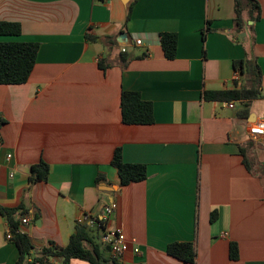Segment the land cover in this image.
Instances as JSON below:
<instances>
[{
	"label": "crops",
	"instance_id": "obj_1",
	"mask_svg": "<svg viewBox=\"0 0 264 264\" xmlns=\"http://www.w3.org/2000/svg\"><path fill=\"white\" fill-rule=\"evenodd\" d=\"M256 2L250 19L242 0L237 30L234 0H0V22L20 26L0 42L39 46L26 83L0 85V207L13 211L34 254L64 247L85 215L100 218L114 203L107 226L130 243L117 264H187L167 255L171 243H192L194 264H264V142L248 136L264 117V0ZM161 33L176 36L173 59ZM240 60L261 74L246 118L240 102L204 96L247 86L233 66ZM122 91L151 104L152 124L121 122ZM116 148L124 163L145 166L143 181L120 185ZM40 162L47 177L32 181ZM7 232L0 213V264L18 256ZM91 239L111 258L98 233Z\"/></svg>",
	"mask_w": 264,
	"mask_h": 264
},
{
	"label": "trees",
	"instance_id": "obj_2",
	"mask_svg": "<svg viewBox=\"0 0 264 264\" xmlns=\"http://www.w3.org/2000/svg\"><path fill=\"white\" fill-rule=\"evenodd\" d=\"M249 15L253 11L259 12L256 0H245ZM132 4L128 6L126 21L129 19ZM244 7L242 0H234V11L236 14L235 25L237 30L241 26V13ZM252 19L251 15L249 16ZM20 26L13 22H0V36H18ZM87 40L94 38L87 36ZM159 43L165 58L173 59L176 50V36L172 33H161ZM37 43L20 42H0V85H20L27 82L28 77L35 64L38 51ZM120 62H126L124 54L120 56ZM100 65V64H99ZM102 67V65H100ZM235 70L250 77L247 86L238 87L231 91L221 93H206L208 98H220L225 101H238L244 109L240 112L241 118L248 116V103L260 97V72L258 66L248 60L235 61ZM120 116L121 122L125 125H148L153 123L152 106L149 102L142 100L138 93L122 91L120 94ZM244 165L248 169V161L244 158ZM113 166L119 177L121 186L131 183L141 182L146 178L144 165L127 164L121 159V152L116 148L111 159ZM48 167L40 162L32 166L31 180H44L47 177ZM0 213L6 217L10 241L18 251V256L14 264H68L72 259L86 261L89 264H117V259L111 256L109 259L103 258L97 252V246L92 242L91 232L86 224H76L74 233L69 237L64 247H57L52 243L42 248L38 254L33 253V246L30 238L19 231L18 224L13 221V211L5 210L0 207ZM214 214H211V221ZM167 255L183 261L187 264L195 263V249L192 243H171L166 248ZM229 258L237 260L238 248L235 243L229 245Z\"/></svg>",
	"mask_w": 264,
	"mask_h": 264
},
{
	"label": "built area",
	"instance_id": "obj_3",
	"mask_svg": "<svg viewBox=\"0 0 264 264\" xmlns=\"http://www.w3.org/2000/svg\"><path fill=\"white\" fill-rule=\"evenodd\" d=\"M134 44L141 45L139 39H134ZM229 107H232L230 104ZM249 139L255 142H264V117L259 118L248 127ZM9 157V156H8ZM116 205L111 203L103 207L102 215L100 218L85 215L77 224L83 223L93 230H97L100 242L109 248L112 257L121 260L124 253L129 249V242L127 241L121 229L109 228L107 222L110 219ZM22 224L27 223V219H21ZM6 239L10 240L9 232L6 233ZM133 243V241H132ZM132 245V244H131ZM133 253H138L139 250L136 246L132 245Z\"/></svg>",
	"mask_w": 264,
	"mask_h": 264
},
{
	"label": "water",
	"instance_id": "obj_4",
	"mask_svg": "<svg viewBox=\"0 0 264 264\" xmlns=\"http://www.w3.org/2000/svg\"><path fill=\"white\" fill-rule=\"evenodd\" d=\"M123 2H126L127 0H122ZM107 250L109 251V248L107 247Z\"/></svg>",
	"mask_w": 264,
	"mask_h": 264
}]
</instances>
